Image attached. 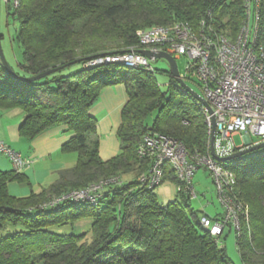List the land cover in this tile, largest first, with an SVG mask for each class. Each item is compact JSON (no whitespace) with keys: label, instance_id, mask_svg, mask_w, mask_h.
<instances>
[{"label":"trees","instance_id":"16d2710c","mask_svg":"<svg viewBox=\"0 0 264 264\" xmlns=\"http://www.w3.org/2000/svg\"><path fill=\"white\" fill-rule=\"evenodd\" d=\"M4 12L18 21L8 36L21 47L15 65L6 59L13 72L29 77L59 68L24 81L0 60V110L23 111L18 132L26 140L64 124L73 135L61 150L75 152L77 160L58 171L48 187L21 197L11 195L7 183L25 180L24 174L0 170V264H233L219 240L222 233L214 236L200 223L202 216L217 220L224 211L214 217L200 214L184 186L178 189L182 183L172 169L160 183L176 185L174 198L165 204L156 197L160 184L147 187L136 180L149 165L136 152L148 132L177 139L189 157L208 153L201 105L170 73L163 89L154 68L88 61L139 49L137 30L177 21L194 30L204 21L205 28L234 37L244 18V0H20L16 8L4 4ZM258 14L257 40L264 46V0ZM3 38L0 29L1 43ZM75 63L80 68L65 70ZM116 83L124 84L127 100L117 129L118 152L104 160L93 135L97 120L89 109L104 87ZM221 164L234 173L235 195L248 207V218L242 217L235 229L241 264H264V148ZM112 176L121 182L104 186L95 202L69 200L42 207L53 195ZM83 220H89V233L74 232L72 226ZM64 224L71 226L70 232L56 231Z\"/></svg>","mask_w":264,"mask_h":264},{"label":"built area","instance_id":"2783aa9c","mask_svg":"<svg viewBox=\"0 0 264 264\" xmlns=\"http://www.w3.org/2000/svg\"><path fill=\"white\" fill-rule=\"evenodd\" d=\"M0 1L16 8L20 0ZM259 2L244 0V18L234 37L210 26L205 28L204 21L200 22L198 30H194L187 22L177 21L136 31L141 45L139 49L164 51L174 58L187 56L185 66L190 74L187 78L196 76L200 80V95L210 107L208 111L201 105L204 121L208 135L214 127L213 149L219 157L227 156L242 147L234 144L232 137L235 134L255 135L259 140H264V46L257 40ZM155 59L130 47L90 58L88 64L118 63L153 70L150 60ZM136 152L149 162L147 169L136 177L140 185L147 187L159 185L166 170L172 169L182 183L178 189L184 186L183 189L194 197L196 194L192 179L195 172L200 167L209 171L220 204L224 207V215L217 220L205 215L200 218L202 226L212 235L221 234L227 224L237 230L241 218H248L247 205L234 192V173L211 155L210 146L207 154L195 153L189 157L180 141L151 131L143 135ZM0 153L10 159L16 171H21L30 163L29 159L23 158L2 141ZM114 182L119 183L121 179L118 176L102 178L84 187L61 192L48 198L42 207H55L69 200L95 202L99 191Z\"/></svg>","mask_w":264,"mask_h":264},{"label":"crops","instance_id":"0c3cea01","mask_svg":"<svg viewBox=\"0 0 264 264\" xmlns=\"http://www.w3.org/2000/svg\"><path fill=\"white\" fill-rule=\"evenodd\" d=\"M12 55L15 57L14 53ZM126 100L127 93L124 84L116 83L104 87L89 109V114L95 118H97L98 112L106 111L101 119H96V131L93 134L94 138L97 137L98 139V152L104 160L113 157L118 152L117 129L121 121V109ZM15 109V112L10 114L12 117H7L6 121L4 120L6 133L0 134V141L9 144L7 146L17 151L23 158L30 160V163L21 170L25 180H11L7 183L8 192L13 196L21 197L29 195L30 192H40L43 188L48 187L58 178V171L70 168L76 163L77 154L75 158V152H63L61 150L62 144L73 135L71 131H66L64 124L52 126L31 140L21 137L18 126L24 113L19 108ZM247 135L243 134L244 141L247 140ZM248 137L250 136L248 135ZM239 146H243V144ZM11 169H13V165L10 159L0 153V170L7 171ZM197 194L198 197L199 193L197 192ZM207 203L211 204L212 202ZM204 206L202 205L200 214H207L203 212ZM222 212H217L212 217L219 216ZM84 223L81 230L88 228L89 222ZM80 226L81 224H77V227Z\"/></svg>","mask_w":264,"mask_h":264},{"label":"rangeland","instance_id":"374dc122","mask_svg":"<svg viewBox=\"0 0 264 264\" xmlns=\"http://www.w3.org/2000/svg\"><path fill=\"white\" fill-rule=\"evenodd\" d=\"M1 7V13H0V29L4 33L5 38L2 40V47L4 51L5 58L9 61V63L15 65L16 60H20L21 58V47L17 44V41L15 39L8 40V36L14 34V30L18 25L17 19L12 18V16L5 15L4 12V3H0ZM7 36V37H6ZM8 46V47H7ZM12 47V48H11ZM140 48V47H139ZM10 49V50H9ZM13 49V50H12ZM12 53L15 54V57L12 55ZM177 69L179 71L180 76H184V80L186 83L191 86L198 94H202V90L200 88V80L196 76H192V78H187L190 76L189 73H187L186 70V62H187V56L181 55L179 58H175ZM150 65L156 69L157 73V80L158 83L164 87L163 89L168 87V77H169V65L166 59L164 58H156L155 60H150ZM79 63L71 64L68 66L65 70H73L75 68H80ZM15 108H8V110H2L0 111V134L6 133L4 130L5 124L4 120L6 121V118L12 117L11 112H15ZM106 111L98 112L97 120L101 119L105 115ZM3 122V123H2ZM251 140L253 142L255 141H261L258 139L255 135H250ZM232 140L236 146L244 145L245 141L243 139V133L241 134H235L232 137ZM5 143V142H4ZM6 144V143H5ZM9 145V144H6ZM74 156L76 158V153H74ZM209 171L206 170L204 167H200L198 171L194 174L195 177L193 178V185L195 187V190L199 193V196H194L190 199L192 207H194L196 210L202 209V205L204 206L203 212H206L210 216H213L217 212H222L223 207L221 206L216 190L213 185V181L211 179ZM125 178V177H124ZM176 194V185L175 183L167 180L164 181L162 184H160L156 188V197L157 200L163 204L168 202L170 199L174 198V195ZM207 202H212L211 204ZM201 213V210H200ZM89 220H83L81 222H77V224H81L80 227H77V224L72 226V229L74 232H86L89 233V228L86 230H81L82 224H85ZM71 226L69 224H64L63 226L57 228L56 231L58 232H70ZM235 229L234 227H230L229 225H226V227L223 229L222 234L220 235L219 240H221L225 246L226 252L229 256V258L232 260L233 264H241L240 257L238 254V251L236 249L235 245Z\"/></svg>","mask_w":264,"mask_h":264},{"label":"water","instance_id":"95a60500","mask_svg":"<svg viewBox=\"0 0 264 264\" xmlns=\"http://www.w3.org/2000/svg\"><path fill=\"white\" fill-rule=\"evenodd\" d=\"M139 52L143 53L145 56L147 57H155V58H164L167 60L168 65H169V73L170 75L176 80V82L178 83V85L181 86V88H183L186 92H188L193 98H195V100L198 101V103L202 106H204L208 111H210V107L208 105V103L206 102V100L200 95L198 94L192 87H190L181 77L179 74V71L177 69V64L175 61V58L164 51H157V52H152L149 49H138ZM86 59H89V57H86ZM0 60L3 63V65L7 68V70L9 72H11L13 75H15L16 77L24 80V81H33V80H37L39 78H42L46 75H48L49 73H52L54 70L58 69L57 68H52V69H48L46 71L40 72L36 75L33 76H29V77H22V76H18L17 74H15L13 72V70L11 69V67L9 66L5 55L3 53L2 47H1V41H0ZM81 58L74 60L75 61H80ZM247 140L245 141V146L243 145L241 148H239L238 150H236L235 152L224 156V157H219L215 154L214 149H213V141H214V127L212 126L210 134H209V146H210V153L211 155L220 161H225V160H229L232 158H236L238 156H242L244 154H248L250 152H253L255 150H260L264 148V140L258 141V142H253L251 140L250 137H248V135L246 136Z\"/></svg>","mask_w":264,"mask_h":264}]
</instances>
